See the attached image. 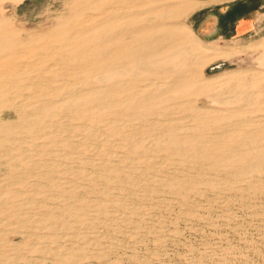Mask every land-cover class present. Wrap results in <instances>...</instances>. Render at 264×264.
I'll use <instances>...</instances> for the list:
<instances>
[{
  "label": "bare ground",
  "instance_id": "1",
  "mask_svg": "<svg viewBox=\"0 0 264 264\" xmlns=\"http://www.w3.org/2000/svg\"><path fill=\"white\" fill-rule=\"evenodd\" d=\"M205 4L93 0L80 11L87 15H74L76 25L51 38L5 32L6 41L0 44V168L6 162L7 173L0 177V264H82L85 258L106 256L110 246L102 243L103 232L81 231L84 226L100 228L97 222L106 216V207L125 212L131 206L121 198L132 195L128 186L137 181L130 169L137 168L143 181L149 174L156 178L163 167L181 166L183 170L160 175L157 185L183 199L198 184L219 195L226 190L241 196L246 191L264 193V119L252 117L264 110L260 102L264 98L258 100L257 95L264 77L231 72L204 78V69L226 53L201 45L178 21ZM205 94L234 107H200L198 97ZM175 112L183 116L191 112L185 117L191 124L179 125L171 118L179 114ZM53 125L59 152L49 141L28 149L27 145L35 147V140L49 139L48 128ZM124 148L127 154L113 152ZM82 150L100 162L83 158ZM74 155L83 169L75 168L78 162L69 165ZM21 162L27 168L21 169ZM139 164L145 168L139 170ZM233 169L260 175V181L241 188L242 184L233 187L229 178L203 177L205 171L230 174ZM33 176L40 181L29 182ZM62 176L70 181L65 183ZM112 182L119 194L110 195L107 203L91 200L96 186L103 185L101 190L107 192ZM41 193L44 197L37 198L35 194ZM132 206L125 212L129 216L138 212ZM87 208L94 209L91 215ZM86 216H91L89 222ZM129 216L125 222L132 219ZM12 226L17 229L11 230ZM37 229L55 238L59 229L73 233L65 244L57 246L55 241L56 248L50 244L39 248L44 237ZM12 235L21 242H12ZM99 245L103 252L95 250Z\"/></svg>",
  "mask_w": 264,
  "mask_h": 264
},
{
  "label": "rangeland",
  "instance_id": "2",
  "mask_svg": "<svg viewBox=\"0 0 264 264\" xmlns=\"http://www.w3.org/2000/svg\"><path fill=\"white\" fill-rule=\"evenodd\" d=\"M87 1L88 0H0V44L2 45V42L6 41L3 35L7 30L27 35L29 38L30 36H36L37 40L46 36L51 38L63 30L69 31L70 25H76L73 21L75 14L77 15L78 13L81 15L83 13L82 16H84L89 13L80 12L85 5H90L91 1L93 3V0ZM192 1L205 2L206 4L203 8L182 17L178 21L180 27L186 28L187 31L192 33L201 45L207 48H217L226 53L225 57L215 60L204 69V78H217L231 72H244L250 73L253 76L256 74L261 78L264 77V57L262 55L264 53V19H259L258 27L253 33L236 40L229 37L232 30V21L236 17L235 15L245 10L244 5L238 4L230 11L223 6L206 8V6L215 4L217 1ZM247 1L249 7H254L259 3L258 0ZM214 18L217 20V27H221L223 32L222 38H218L216 33L207 35L208 32H211L214 28ZM208 19L209 22L207 21L206 23ZM203 21H205L204 24H202ZM203 30L204 38L202 36ZM258 93V98L260 97L259 99L257 98L258 100L264 98V87L259 88ZM211 95L212 94H205L204 96L198 97V105L200 107L212 109H230L234 107L232 105L228 106L218 103L215 97ZM260 102H264V100L262 99ZM262 105L264 107V104ZM176 113L179 112H175V114ZM254 113L256 114L255 116L254 114L252 115L253 118L264 119V116H262L264 115V110ZM189 114L191 115L192 113L189 112L186 116ZM249 115L250 114H247L246 118H248ZM182 116L183 115L179 113L175 116L172 115L171 118L175 119V122L179 123V125L181 124V126H189L191 124L190 118ZM110 117L115 118L113 115ZM10 118L15 119L13 116ZM120 123L119 121L116 125ZM54 127L53 125L48 128L49 135L47 137L50 136L49 139L45 140L46 137H43V141L39 139L35 140V147H30V145L26 144L28 149L35 150L38 144L49 141L50 143H47L57 152L58 146L57 142L54 140L58 138L54 139L52 137L59 136V134L58 132H56L57 135L54 133ZM182 133H184V131H182ZM53 141L54 143H51ZM115 151L116 153H118V151L119 153H128L125 148L113 150L114 153ZM84 154L86 156H84ZM80 155H83L85 159L88 158L87 160H93L94 163L100 162V159L95 156L93 157L91 153L84 152L83 150ZM72 157L75 160H68L69 165L72 164L70 166L75 167L78 159L76 160L75 155ZM55 158L58 159V157ZM97 160L99 162H97ZM5 163L6 162H4V166L0 168V177L7 173V163ZM78 163L79 164H77L75 168H82V161L79 160ZM25 164L26 162H21L20 168H27ZM138 168L141 170L144 169L145 166L139 164ZM176 168L182 169L179 165L166 166L162 168L163 173L156 177L158 179H152L153 177L149 174L144 177L143 181H141L140 177L135 173V171L137 172L138 170L137 168H134V171L130 169L131 174L135 179L137 178V181L135 180L133 184L128 186L129 188L131 187V191L133 190L132 195L121 198L128 206L129 204H131V206L134 205L135 208L138 209V212L130 214L131 216H129V214L126 213H129L128 209L131 208V206L125 210L126 213L112 206L106 207V212H104L106 216L97 222L100 231H98L97 228L94 230H87V227L84 226L85 230L82 228V230H84L81 231L82 233L85 231L92 233L96 231V234L98 232V234L102 235L103 232L101 241L107 244L104 246H110V251L103 257L85 258L82 260V264H264V193L259 191H249L250 193H248V191H246L247 193H245V196H241L236 191L226 190L220 192L219 195L217 192L208 191V189L204 190L206 189L204 184H198L196 190H190L188 198L183 199L174 193L177 195L175 196L170 190H166V188H163V190L161 186V188L158 186L160 178L177 171ZM236 171V169H233L230 174L205 171L203 177L205 174H212L218 178H229L233 183V187L242 184V186H240L241 188H245L246 182L248 183L255 180L260 181V175L253 177L251 174H242ZM215 173L217 175H215ZM184 174L186 173L184 172ZM184 174H181L183 178ZM187 174L189 175V173ZM193 174V172L190 173V175ZM194 175L197 174L195 173ZM61 178L66 179L64 180V182L66 181L65 183L70 181L68 176H62ZM28 181L37 183L40 179L38 176H33L29 178ZM101 187L103 188V185L96 186L91 193V200L101 202L103 200V203H107L111 197L110 195L119 194L117 192L118 187L114 182L108 183L106 186L107 192L101 190ZM158 187L159 191H155ZM197 188H201L204 191H199ZM142 191L143 193L141 195ZM35 195L39 199L44 197L42 193ZM84 198L83 203L88 204L89 198ZM86 210L89 212L88 215H91L90 213L92 210L94 211V209L91 208H87ZM93 214L94 213H92V215ZM125 214L132 219L126 220L125 222ZM119 215L120 217H117ZM90 219L91 216H86L85 218V220H88L87 222H89ZM139 227L141 228L139 229ZM13 229H17V227L12 226L11 230ZM36 232L44 237L40 239L39 248H46L48 244H50V248H56L57 244V246L65 244V240L68 241L73 233L72 230L59 229L58 237L55 238L49 234L47 236V231L44 229H37ZM69 232L70 234H67ZM62 236L63 238H61ZM10 239L12 242L14 241V243L21 242L18 236L12 235ZM99 246H97L95 250L98 249L100 252H103L102 247ZM33 256L37 257L38 254H34ZM49 263V261L46 262V264Z\"/></svg>",
  "mask_w": 264,
  "mask_h": 264
},
{
  "label": "crops",
  "instance_id": "3",
  "mask_svg": "<svg viewBox=\"0 0 264 264\" xmlns=\"http://www.w3.org/2000/svg\"><path fill=\"white\" fill-rule=\"evenodd\" d=\"M205 1H217L215 4H210L206 6V8L211 7H219L223 6L232 11L231 9H234L236 5H244V11L238 15H235L236 17L232 21V30L230 34V38L239 40L241 38H244L245 36H249L251 33H253L259 24V19H264V0H258L259 3L254 7H249L247 0H205ZM225 8V9H226ZM209 22V19L206 20ZM214 28L211 30V32H208L207 35H211L213 33H216L218 38L223 37V32L221 30V27H217V20L214 18ZM205 21H203L202 24H204ZM202 36L204 38V30L202 31Z\"/></svg>",
  "mask_w": 264,
  "mask_h": 264
}]
</instances>
